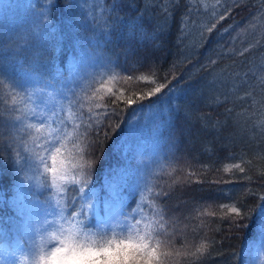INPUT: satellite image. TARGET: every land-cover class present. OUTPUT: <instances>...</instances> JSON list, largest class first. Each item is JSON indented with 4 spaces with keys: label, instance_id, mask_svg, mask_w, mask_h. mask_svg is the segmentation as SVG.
Masks as SVG:
<instances>
[{
    "label": "trees",
    "instance_id": "obj_1",
    "mask_svg": "<svg viewBox=\"0 0 264 264\" xmlns=\"http://www.w3.org/2000/svg\"><path fill=\"white\" fill-rule=\"evenodd\" d=\"M92 1L46 0L0 55V264L137 233L64 259L241 264L264 213V0Z\"/></svg>",
    "mask_w": 264,
    "mask_h": 264
},
{
    "label": "rangeland",
    "instance_id": "obj_2",
    "mask_svg": "<svg viewBox=\"0 0 264 264\" xmlns=\"http://www.w3.org/2000/svg\"><path fill=\"white\" fill-rule=\"evenodd\" d=\"M45 1L46 0H30L26 5H22V3L18 4V6H20V10L14 16V19L19 20L16 24H14V19L10 20V17L4 21L0 18V55L3 52H11L19 47L26 46L28 39L31 38L32 31L30 32V30L33 27L40 24L48 26L49 21L47 19H41L40 16V14L43 16L42 11ZM78 3L81 4L79 6H81L84 13L89 17L96 13L92 0H78ZM2 18H4L3 15ZM3 22L6 29L2 27ZM0 61H2L1 56ZM4 61L5 60H3V62ZM0 76H5V72L1 69ZM129 131V129H126L125 131L127 137L129 135ZM140 162L141 160L138 161L137 165H139ZM1 199H3L2 196ZM6 199L9 203H12V199ZM258 219L259 220L256 225L257 232L255 236L251 239H247L242 248L241 264H264V213H262ZM111 223L113 224L114 222L111 221ZM106 225H103L102 228L104 229L101 228L102 231H106V229L109 230V224ZM43 227L46 228L45 225H43Z\"/></svg>",
    "mask_w": 264,
    "mask_h": 264
},
{
    "label": "clouds",
    "instance_id": "obj_3",
    "mask_svg": "<svg viewBox=\"0 0 264 264\" xmlns=\"http://www.w3.org/2000/svg\"><path fill=\"white\" fill-rule=\"evenodd\" d=\"M99 241V240H96ZM120 243H126L121 241L110 242L107 247L113 246ZM83 247H92L96 248V244H90L85 240L84 244H80L79 237H73L72 235H67L56 240L54 246L49 248L47 251L41 253L37 259L36 264H67V261L64 259L65 253L62 252V249H73V248H83Z\"/></svg>",
    "mask_w": 264,
    "mask_h": 264
},
{
    "label": "snow or ice",
    "instance_id": "obj_4",
    "mask_svg": "<svg viewBox=\"0 0 264 264\" xmlns=\"http://www.w3.org/2000/svg\"><path fill=\"white\" fill-rule=\"evenodd\" d=\"M47 2L48 3H52V0H47ZM168 11H171V10L169 9ZM164 14L167 15V12H165ZM141 79H147V77H141ZM163 87L164 86L156 87L153 91L148 92V93H144L140 97V99H142V100L145 99V98H148L149 99L152 96H156L157 94H159V93H161L163 91ZM86 167L87 168H91L92 165L91 164H88V165H86ZM64 175L66 176L67 173L65 172ZM71 189L72 188L70 187L68 189V191H71ZM77 190L78 191H82L84 193V190L83 189H77ZM231 211L236 213V215L239 218V220L246 219L245 214L242 211H238L237 208H232ZM241 226H245V225H241L239 223V221L235 222V227H241ZM144 236L149 238V236L147 234H144ZM140 238H141V235L139 233H137L136 235L129 234L126 237L125 236L117 237V236L113 235L111 237L102 238L99 241H96L94 239H89L87 241L90 242V244H96V246L103 248V247H107V245L110 242L121 241V242L133 243V242H136L137 240H139ZM84 242H85V240H80V244L83 245Z\"/></svg>",
    "mask_w": 264,
    "mask_h": 264
}]
</instances>
